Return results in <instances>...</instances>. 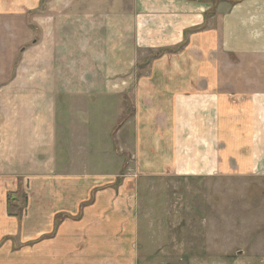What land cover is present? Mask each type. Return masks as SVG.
Segmentation results:
<instances>
[{"label": "crops", "instance_id": "crops-1", "mask_svg": "<svg viewBox=\"0 0 264 264\" xmlns=\"http://www.w3.org/2000/svg\"><path fill=\"white\" fill-rule=\"evenodd\" d=\"M0 39V264H139L133 177L264 174V0H0Z\"/></svg>", "mask_w": 264, "mask_h": 264}, {"label": "rangeland", "instance_id": "rangeland-1", "mask_svg": "<svg viewBox=\"0 0 264 264\" xmlns=\"http://www.w3.org/2000/svg\"><path fill=\"white\" fill-rule=\"evenodd\" d=\"M7 48L0 39V50ZM115 174L120 180L130 173ZM133 179L139 264H264V174Z\"/></svg>", "mask_w": 264, "mask_h": 264}]
</instances>
